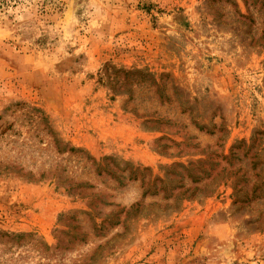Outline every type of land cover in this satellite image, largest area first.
Instances as JSON below:
<instances>
[{"label":"rangeland","instance_id":"obj_1","mask_svg":"<svg viewBox=\"0 0 264 264\" xmlns=\"http://www.w3.org/2000/svg\"><path fill=\"white\" fill-rule=\"evenodd\" d=\"M0 264H264V0L0 8Z\"/></svg>","mask_w":264,"mask_h":264},{"label":"trees","instance_id":"obj_2","mask_svg":"<svg viewBox=\"0 0 264 264\" xmlns=\"http://www.w3.org/2000/svg\"><path fill=\"white\" fill-rule=\"evenodd\" d=\"M10 0H0V8H2L3 6L7 5V3L9 2Z\"/></svg>","mask_w":264,"mask_h":264}]
</instances>
